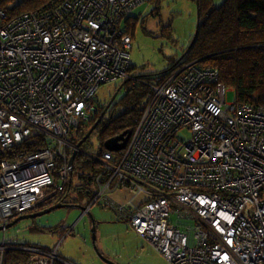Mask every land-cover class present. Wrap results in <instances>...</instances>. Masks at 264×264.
<instances>
[{"label": "built area", "instance_id": "obj_1", "mask_svg": "<svg viewBox=\"0 0 264 264\" xmlns=\"http://www.w3.org/2000/svg\"><path fill=\"white\" fill-rule=\"evenodd\" d=\"M147 1L55 0L10 21L0 8V226L58 201L99 89L133 80L150 100L125 148L103 152L97 199L132 194L107 203L171 264H264V107L227 103L220 71L195 61L133 77L122 25ZM15 249L27 264H72L6 241L0 264Z\"/></svg>", "mask_w": 264, "mask_h": 264}, {"label": "trees", "instance_id": "obj_2", "mask_svg": "<svg viewBox=\"0 0 264 264\" xmlns=\"http://www.w3.org/2000/svg\"><path fill=\"white\" fill-rule=\"evenodd\" d=\"M55 0H0V8L5 11L10 21L26 13H37L51 5ZM164 0H148L134 10L124 21L123 30L129 34V24L141 18H147L143 11L148 4H155L151 12L154 16L160 14L161 3ZM197 3V0H192ZM198 6V5H197ZM200 24L193 38V45L185 52V57L170 67L167 71L156 75L139 76L144 80H152L158 76H165L177 67L197 62L203 67H211L220 71L223 85L235 93L237 103H248L264 107V0H225L220 7L214 8V0H199ZM146 17H145V16ZM135 27V24L132 23ZM172 26L163 28L164 35L169 34ZM132 36V35H131ZM191 43V44H192ZM133 45V44H132ZM133 47V46H132ZM132 51V50H131ZM132 62V61H131ZM133 65L130 72H133ZM134 77V76H133ZM137 77V76H136ZM123 84V87L121 88ZM117 88L125 90L124 96L108 109L109 117H104L98 124L91 137L82 145V152L78 153L75 170L78 179L86 186L78 185L75 190L85 197L94 200L95 195L91 187L96 184V177L104 166L100 162L103 152L108 151L106 144L114 137L121 136L129 129L138 126L144 110L150 100L151 90L148 86L124 80ZM120 90V92H121ZM111 97V96H110ZM98 98V97H97ZM109 102L103 106L96 100L98 113L91 121L83 123L72 136V144L76 146L92 127L100 120V116ZM119 107L121 111H119ZM97 138V151L90 153L92 137ZM93 148V147H92ZM58 198L57 203L68 204L67 198L74 188L73 181ZM79 199L70 205H77ZM52 203H48V206ZM56 202L53 204L55 205ZM51 205V206H53ZM36 221V220H35ZM67 231H62L66 233ZM20 246V244H15ZM27 246V245H22ZM30 254L20 250H10L5 254L4 264H27Z\"/></svg>", "mask_w": 264, "mask_h": 264}, {"label": "rangeland", "instance_id": "obj_3", "mask_svg": "<svg viewBox=\"0 0 264 264\" xmlns=\"http://www.w3.org/2000/svg\"><path fill=\"white\" fill-rule=\"evenodd\" d=\"M224 1L214 0V8L220 7ZM161 5L160 14L154 16L151 12L155 4H148L143 9L147 18L132 21L135 27L129 24V34L133 37L131 61L134 71L131 74L134 77L167 71L184 56L196 35L198 6L195 1L164 0ZM169 26L172 29L164 35L163 28ZM121 84H105L99 89L97 101L101 106L109 101ZM124 93L125 90H121L118 102ZM235 101V93L229 89L227 103ZM109 115L108 112L106 117ZM91 142L90 153L93 154L97 151V138L93 136ZM78 178V170H75L74 188L67 201L70 204L79 199L77 206L80 207L59 209L36 221L23 220L10 229L0 231V244L6 241L44 250L58 248L61 256L75 264H110L107 260L113 264H171L130 227L129 221L120 219L107 203L112 198L97 199L100 193L97 183L89 191L95 195L93 201L85 197L84 191L80 195L75 188L80 183L86 184ZM88 208L90 211L86 213ZM93 219L96 226L95 242Z\"/></svg>", "mask_w": 264, "mask_h": 264}, {"label": "water", "instance_id": "obj_4", "mask_svg": "<svg viewBox=\"0 0 264 264\" xmlns=\"http://www.w3.org/2000/svg\"><path fill=\"white\" fill-rule=\"evenodd\" d=\"M197 5H198V10H199V0H197ZM199 24H200V11L198 13V25H197V27L199 26ZM193 43L191 44V46L193 45ZM185 55L186 54H184V56L180 60H182L185 57ZM122 87L123 86H121V88ZM121 88H119L115 92L113 97L111 98L110 102L108 103V105L106 107V110L104 111L103 115L101 116V119L92 127V129L87 133V135L83 138V140L80 141L76 145V150L73 152V154H72V156L70 158L71 178L73 177V174H74L75 161H76V158L78 156V153L82 152V145L91 137V135L93 134L94 130L97 128L98 124L102 121L104 115L106 114L108 109L111 107L112 103L115 101V99L119 95V92H120ZM125 135H126V132L124 134H122L121 136L111 138L106 144L107 148L109 150H111V151H114V152L123 150L125 148V146H126V140H127ZM68 207H73V205L64 204L63 202H59V203H57V204H55V205H53V206H51L49 208H46L45 210H42L40 212L27 213V214H24L22 216H18L14 220H12L10 223H8L7 225H1L0 226V231H5L6 229H10L11 227L15 226L16 224L20 223L23 220L36 219V218H39V217H41L43 215L52 213V212H54V211H56L58 209H64V208H68ZM77 207H80V206H77ZM95 231H96V226H95V220L93 219L94 242L96 240ZM107 262H109L110 264H113L111 261L107 260Z\"/></svg>", "mask_w": 264, "mask_h": 264}, {"label": "crops", "instance_id": "obj_5", "mask_svg": "<svg viewBox=\"0 0 264 264\" xmlns=\"http://www.w3.org/2000/svg\"><path fill=\"white\" fill-rule=\"evenodd\" d=\"M109 198H112L113 200H111V201H113V202H117V203H126V202H128L129 201V199H131L132 198V194H130L128 191H126V190H120V191H118V192H116V193H114V194H111V195H109L108 196ZM70 205V204H69ZM110 206V205H109ZM73 207H77V205H73ZM68 208H71V207H68ZM59 210V209H58ZM33 211H35V210H33ZM38 212H40V211H38ZM33 213V212H32ZM89 213V212H88ZM37 219V218H36ZM32 220V219H31ZM33 220H35V219H33ZM68 233H70V231H68ZM72 233V232H71ZM70 233V234H71ZM147 242V241H146ZM147 243H149V242H147ZM149 245H151L150 243H149ZM152 246V245H151ZM153 247V246H152ZM54 249H57V248H54ZM155 249V248H154ZM153 249V250H154ZM46 250H49V249H46ZM156 250V249H155ZM59 251V250H58ZM157 251V250H156ZM158 252V251H157ZM159 253V252H158ZM160 254V253H159ZM63 257V256H62ZM63 258H65V257H63ZM65 259H67V258H65ZM67 260H69L72 264H75L73 261H71L70 259H67Z\"/></svg>", "mask_w": 264, "mask_h": 264}, {"label": "flooded vegetation", "instance_id": "obj_6", "mask_svg": "<svg viewBox=\"0 0 264 264\" xmlns=\"http://www.w3.org/2000/svg\"><path fill=\"white\" fill-rule=\"evenodd\" d=\"M117 91V90H116ZM119 94H120V92H119ZM119 96V95H118ZM118 96H117V98H118ZM113 97V95L110 97V99H109V101L108 102H110V100H111V98ZM117 98L115 99V101L112 103V104H114L116 101H117ZM113 106V105H112ZM109 111V110H108ZM108 111L106 112V114L104 115V117L107 115V113H108ZM103 117V118H104ZM100 119H101V116H100ZM101 123V122H100ZM54 203H52L51 205H53ZM56 204H57V202H56ZM67 204V203H66ZM51 205H49L48 206V204H43V206L41 207V208H39V209H36L35 211H33V212H38V211H41V210H44V209H46V208H49V207H51ZM30 213H32V212H30Z\"/></svg>", "mask_w": 264, "mask_h": 264}, {"label": "clouds", "instance_id": "obj_7", "mask_svg": "<svg viewBox=\"0 0 264 264\" xmlns=\"http://www.w3.org/2000/svg\"><path fill=\"white\" fill-rule=\"evenodd\" d=\"M71 232H72V231H71ZM71 232H70V233H71ZM70 233H69V234H70Z\"/></svg>", "mask_w": 264, "mask_h": 264}]
</instances>
